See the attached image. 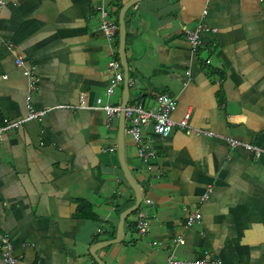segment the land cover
<instances>
[{"label":"crops","instance_id":"crops-1","mask_svg":"<svg viewBox=\"0 0 264 264\" xmlns=\"http://www.w3.org/2000/svg\"><path fill=\"white\" fill-rule=\"evenodd\" d=\"M127 1L4 0L0 9V124L50 108L0 141V236L13 242V264H98L90 249L114 236L135 202L118 158L119 116L108 124L102 110L70 107L81 92L91 106L97 98L121 105L119 32L104 36L97 9L103 4L117 22ZM262 11L264 0H143L126 11L128 102L151 109L168 93L174 125L166 137L144 131L155 151L150 169L125 133L127 166L141 204L148 200L147 229L137 233L134 212L122 239L97 252L107 264H166L171 255L264 264V153L176 126L188 113L193 128L264 149ZM201 20L193 51L184 29ZM110 60L123 79L108 95ZM195 210L201 216L188 225ZM0 264H8L1 254Z\"/></svg>","mask_w":264,"mask_h":264},{"label":"built area","instance_id":"built-area-1","mask_svg":"<svg viewBox=\"0 0 264 264\" xmlns=\"http://www.w3.org/2000/svg\"><path fill=\"white\" fill-rule=\"evenodd\" d=\"M3 4L4 0H0V9L2 8ZM97 11L98 29L102 31L104 36L109 41H112V39L118 33V23L111 16V11L103 4H100L98 6ZM206 12L207 10L203 9L202 14H206ZM261 14H264V11H262ZM202 29H206V26L202 22V20L196 29H184L185 38L190 44L193 51H196L201 44L200 32ZM14 61L18 67H25L24 61L21 57H16ZM108 67L114 72V76L112 77L111 82L106 88V94L109 95L113 92L114 87L119 85V83L122 81L123 75L120 71L121 64L118 60H110L108 63ZM23 74L27 76L30 81L31 79H33L31 68H24ZM33 86L34 81L31 82L30 88L32 89ZM29 97L30 96L27 95V99H29ZM85 98L86 93L81 92L79 103L75 106L70 107L102 110L105 113L108 124H110L115 117H118L120 112L123 110L125 118V133L130 135L133 141L138 144V155L141 159L144 160L147 167L150 169L152 166L150 163V159L155 157V151L148 145L147 142H145L144 131L150 129L154 135L159 137H166L170 134L174 125V122L171 118V113L175 105V98L168 93H159L156 96L155 106L151 109L145 108L141 103L133 104L129 102L124 106V108H121L119 104L111 105L109 103H102L101 98H97V104L91 106L87 104ZM49 110L50 108H44L36 111L29 109L25 117L15 121H6L5 123L0 124V141L3 139L4 133L7 130L17 127L24 121L39 119ZM188 118L189 114L186 113L180 121L176 122V126L179 129L184 130L187 134H191L194 132L196 134L221 137L225 139V141H227V143L231 147H243L244 149H247L254 153L256 158L264 153V149L256 144L242 141L230 136L219 135L213 131L193 128L188 123ZM146 202H148V200L140 204V206L136 210L134 218L137 233L141 235L144 234L147 229L146 215L141 209V206ZM200 216L201 215L199 211H193L187 219V224L190 225L193 222L197 221ZM13 251V242L8 237V235L2 234L0 236V254L5 263L13 264L16 261V257ZM166 264H221V261L215 258H197L187 260L178 258L175 255H171L170 257H168Z\"/></svg>","mask_w":264,"mask_h":264},{"label":"water","instance_id":"water-1","mask_svg":"<svg viewBox=\"0 0 264 264\" xmlns=\"http://www.w3.org/2000/svg\"><path fill=\"white\" fill-rule=\"evenodd\" d=\"M143 0H128L126 3L122 5L118 12V32H119V56L121 64L124 68V91L122 96V102H121V108H124V106L128 103V94H129V75H128V64L126 61V55H125V35H126V27H125V14L129 7L132 5L139 3ZM124 138H125V118H124V112L123 110L119 114V124H118V133H117V151H118V158L120 162L121 169L124 173L125 179L130 185V187L133 189L135 193V202L132 206H130L128 209L124 210L119 215V221L115 230L114 236L106 241H102L100 243H96L93 245V247L90 249V253L93 256V258L96 260L98 264H107L104 262L98 255L97 252L99 250H103L107 248L108 246L118 243L124 233V223L125 220L128 219L140 206L143 198L144 193L141 188V186L137 183L135 178L133 177L131 171L129 170L125 157H124Z\"/></svg>","mask_w":264,"mask_h":264},{"label":"trees","instance_id":"trees-1","mask_svg":"<svg viewBox=\"0 0 264 264\" xmlns=\"http://www.w3.org/2000/svg\"><path fill=\"white\" fill-rule=\"evenodd\" d=\"M121 8V7H120ZM136 212V211H135ZM125 221H128L127 219Z\"/></svg>","mask_w":264,"mask_h":264}]
</instances>
